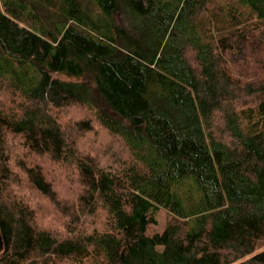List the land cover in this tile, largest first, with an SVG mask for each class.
Wrapping results in <instances>:
<instances>
[{
    "label": "trees",
    "instance_id": "1",
    "mask_svg": "<svg viewBox=\"0 0 264 264\" xmlns=\"http://www.w3.org/2000/svg\"><path fill=\"white\" fill-rule=\"evenodd\" d=\"M0 235V264H264V0H0Z\"/></svg>",
    "mask_w": 264,
    "mask_h": 264
},
{
    "label": "rangeland",
    "instance_id": "2",
    "mask_svg": "<svg viewBox=\"0 0 264 264\" xmlns=\"http://www.w3.org/2000/svg\"><path fill=\"white\" fill-rule=\"evenodd\" d=\"M67 117L68 116H73V117H81V116H86L85 112L80 111L79 109L76 108H70L67 111ZM89 137L87 138V140L96 142L99 145H103L106 142V137L103 135L102 132H100L97 128L94 129V133H91L90 135H88ZM156 219H157V224L155 225H151L148 228V233H155V232H161L164 229V226L166 224V221L168 219L167 214L165 211L163 210H159L156 213ZM42 222V221H41Z\"/></svg>",
    "mask_w": 264,
    "mask_h": 264
},
{
    "label": "water",
    "instance_id": "3",
    "mask_svg": "<svg viewBox=\"0 0 264 264\" xmlns=\"http://www.w3.org/2000/svg\"><path fill=\"white\" fill-rule=\"evenodd\" d=\"M2 245H3V242H2L1 235H0V250H1V248H2Z\"/></svg>",
    "mask_w": 264,
    "mask_h": 264
}]
</instances>
